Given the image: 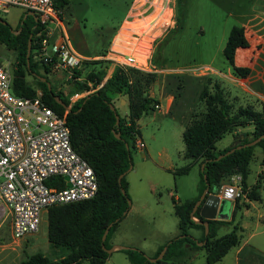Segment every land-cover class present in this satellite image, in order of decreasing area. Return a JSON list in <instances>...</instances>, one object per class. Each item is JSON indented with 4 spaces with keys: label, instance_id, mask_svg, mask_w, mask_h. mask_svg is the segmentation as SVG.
<instances>
[{
    "label": "rangeland",
    "instance_id": "rangeland-1",
    "mask_svg": "<svg viewBox=\"0 0 264 264\" xmlns=\"http://www.w3.org/2000/svg\"><path fill=\"white\" fill-rule=\"evenodd\" d=\"M142 1L144 0H67L59 10L62 25L56 20L49 21L46 25L52 32L60 34L64 27L76 51L86 55H99L92 59H108L112 50L128 52L124 44L119 46V41L125 33L134 31L137 32L134 33L135 37L140 39L146 40L155 36L151 51L153 54L175 26L176 16L182 17L178 29L157 51L163 66L156 68L151 60L150 70H139L133 74V79L135 76L142 79L144 94L150 92V95L158 100L159 108L148 110L137 120L139 137L145 147H135L131 150L132 168L125 175L130 208L117 230L119 237H125L131 243V246L127 247L144 251V255L151 260L155 258L152 252L161 243L179 234L178 219L173 212L174 202L170 193L175 194L181 202L198 195L199 192L198 164H194L187 174L177 178L174 177L173 170L189 162L184 157L182 133L185 126L205 108L201 99L203 88L207 87L212 91L214 83H218L234 108L251 105L260 109L264 100V0H182L180 4L177 0H171L174 23L163 33L158 24L153 27L145 25L150 21L153 25L156 12H152L153 8L147 9L148 3L143 5ZM156 3H159V0ZM26 13L19 6H9L0 10V17L15 28L22 17L26 18ZM233 26H238L248 41L247 47H236L233 51L234 64L249 68L245 77L234 73L229 59L223 54L229 31ZM160 32L161 34L157 35ZM132 41L136 42L135 39ZM139 44L143 46L144 41ZM138 50L141 52H137L138 57L144 58L145 51H141L139 47ZM15 58L16 51L0 44L1 61L11 63ZM145 74H154L155 77L150 80ZM49 78L57 89L69 93L70 85L64 73L52 72L49 73ZM120 96L114 95L112 98L120 116L124 117L127 106L123 104L128 103V100L125 95L122 96L124 101L121 104V101L118 102ZM167 101L170 102L168 109ZM251 130L252 125L225 134L216 143L217 149L237 144L245 137L246 132ZM263 158V147L256 145L246 181L247 191L259 184L262 200L254 202V209L248 213L239 209L234 216V224L241 227L238 231L240 236L245 239L254 233L251 242L255 245L260 243L262 246ZM235 180L231 177L222 186L238 187L237 192L243 207L247 197L242 193L238 179ZM231 215L233 216L232 213ZM232 229V224L223 225L219 235ZM193 232L194 230L190 233ZM108 244L110 245L109 240ZM36 252L52 258L62 257L66 253L65 249L53 247L48 242L45 214L42 215L39 230L25 235L20 240H15L11 235V217L7 215L0 220V264H19L26 256ZM258 256L264 260V253L258 252ZM224 261L216 264H225ZM104 264L130 262L124 249H116L109 254ZM189 264H206L205 249L197 250Z\"/></svg>",
    "mask_w": 264,
    "mask_h": 264
},
{
    "label": "trees",
    "instance_id": "trees-1",
    "mask_svg": "<svg viewBox=\"0 0 264 264\" xmlns=\"http://www.w3.org/2000/svg\"><path fill=\"white\" fill-rule=\"evenodd\" d=\"M67 0H56L55 7L61 10ZM182 0H177L180 4ZM28 12L25 10V13ZM181 16H176L175 26L169 31L164 42L155 49L151 56L156 68L163 66L158 59L157 51L181 24ZM0 19L4 20L0 17ZM22 21V22H21ZM48 26L33 16L21 18L15 28L9 23L0 21V44L16 51L15 61L11 62L12 91L19 96L41 100L59 114L65 113V107L59 104L54 96L57 95L70 110L66 113L67 125L70 130V140L73 149L85 159L94 170L98 180V190L89 199L56 204L48 207L47 240L56 248L65 249L66 253L59 258H52L36 252L26 256L19 264H104L109 253L106 248L111 246L108 240L118 223L130 208V196L127 191L125 175L131 164V150L135 148V134L139 135L137 120L148 110L156 109L158 100L142 90V79L133 74L139 72L136 68L115 66L107 77L111 64L109 59H86L74 68V74L68 79L69 93L57 89L49 78L50 65L37 57V49L41 40L46 36ZM20 29V30H19ZM19 32L17 33V31ZM31 36V52L27 64V43ZM248 41L238 26H233L228 34L223 54L236 75L245 77L249 68L236 66L233 51L236 47H247ZM36 58V59H35ZM142 71V70H141ZM152 80L154 74H145ZM40 77H45L42 80ZM77 78H80L77 79ZM147 79L145 80V82ZM47 82L51 84L48 89ZM82 98L71 103L70 96L74 93L88 91ZM126 96L128 100V114L116 123L113 96ZM201 99L205 108L189 122L182 133L184 142V157L189 159L185 165L173 170L174 177L187 174L194 164L200 167L199 195L192 200L173 197L174 212L178 218L179 234L162 245L153 257L166 247L161 259L151 261L144 253L132 247L124 249L130 264H187L197 250L205 249L206 264L219 261L233 246L239 242L238 224L223 235L218 236L220 226L231 224L235 213L242 207L240 194L234 200L233 217L230 220L210 219L209 230L205 234L204 226L193 219L204 220L199 215V207L192 215L196 200L209 183V192H218L224 182L234 175L240 176V189L249 200H260L259 184L247 191L246 181L250 173V163L254 158L256 145L263 147L264 138L254 145L235 148L226 154L232 146L217 149L216 143L227 133H233L238 128L252 125L253 130L246 132L245 137L236 145L248 143L264 135V100L260 109L251 105L233 107L226 98L223 89L214 83L213 90L204 87ZM128 117V119L126 118ZM119 133V137L116 134ZM235 145V146H236ZM234 147V146H233ZM220 154H224L217 159ZM264 161V158H263ZM203 165L202 169L201 166ZM120 174L123 177L118 180ZM60 186L64 187L62 177L57 178ZM123 189V191H122ZM111 224V225H110ZM110 225V226H109ZM108 228L105 240L104 231ZM191 228H200L203 234L194 238L190 234ZM199 242H202L199 244Z\"/></svg>",
    "mask_w": 264,
    "mask_h": 264
},
{
    "label": "built area",
    "instance_id": "built-area-1",
    "mask_svg": "<svg viewBox=\"0 0 264 264\" xmlns=\"http://www.w3.org/2000/svg\"><path fill=\"white\" fill-rule=\"evenodd\" d=\"M55 2L56 0H0V10L19 6L34 12L42 23L48 24L49 21L56 20L62 25ZM156 2L157 0L141 2L143 5L148 3L147 9L153 8L152 12H156L153 25L150 24L151 21L145 25L153 27L158 24L163 33L174 23L173 4L171 0ZM134 33L137 32L125 33L119 41V46L124 44L128 52L112 50L108 56L111 60L110 68L114 69L117 65L142 71L151 69L149 66L152 67L150 61L155 36L145 40L135 37ZM134 39L136 42L132 41ZM141 41H144L143 46L139 44ZM138 47L145 51L144 58L138 57L137 52L141 53ZM37 51V57L50 65L51 72H62L66 79H71L74 68L87 59L74 49L64 27L55 44L50 43L47 31ZM10 65L9 61L0 60V220L9 215L11 235L15 240H20L39 230L42 215L48 207L92 198L98 190V180L89 163L71 145L66 120L68 111L59 114L39 96L28 98L16 95L12 91ZM110 68L105 78L113 71ZM93 90L91 88L74 93L70 96L71 103ZM156 108H159V104ZM135 147H145L137 134ZM58 177L63 178L64 187L60 186ZM236 178L240 182L239 175L232 176V180ZM194 220L198 218L194 217Z\"/></svg>",
    "mask_w": 264,
    "mask_h": 264
},
{
    "label": "crops",
    "instance_id": "crops-1",
    "mask_svg": "<svg viewBox=\"0 0 264 264\" xmlns=\"http://www.w3.org/2000/svg\"><path fill=\"white\" fill-rule=\"evenodd\" d=\"M127 17V15H125ZM126 20V18H125ZM65 29V28H64ZM48 34H49V40H50V43L51 44H55L59 41L60 39V32H52L49 28H48ZM78 52V51H77ZM80 53V52H79ZM82 56H84L85 58L87 59H92V58H95L96 56H99V55H86V54H83V53H80ZM110 68V67H109ZM112 69V68H110ZM113 70V69H112ZM112 72V71H111ZM122 100L123 98L122 97H118V102L121 101V104H122ZM114 102V106H115V101ZM124 106H127V110H125L124 112V116H126L128 114V103L126 104H123ZM170 105V102H166V109H168ZM161 106V104H160ZM116 107V106H115ZM127 118V117H126ZM128 119V118H127ZM138 126V125H137ZM187 159V158H186ZM189 160V159H188ZM192 168V167H191ZM190 168V169H191ZM190 171V170H189ZM185 175V174H183ZM178 176H181V175H177L175 178H177ZM222 188V187H221ZM220 188V190H221ZM219 190V191H220ZM219 191L218 192H214L216 194H219ZM172 197L176 198V199H179L175 194H172V192L170 193ZM198 195H199V192H198ZM198 195H195L193 197H190V198H186L184 200H192L194 198H196ZM261 195V194H260ZM145 200H148L147 197H144ZM141 200V198H140ZM262 200V197L260 200H249L248 198H245V201H246V204L245 206L241 207L240 210L244 209V213H248L251 209H254V202L256 201H261ZM233 208H234V201H230V207H229V210H228V213H223L222 215H219L217 216L216 219H224V220H230L233 216L231 215L232 211H233ZM173 212H174V209H173ZM45 216H46V212H44ZM175 214V212H174ZM126 216V215H125ZM125 216L123 218H125ZM178 219V218H177ZM46 220H47V217H46ZM235 220V218H234ZM234 220L232 221V225H234ZM122 221V220H121ZM120 221V222H121ZM120 222L118 223L116 229L113 231V233L111 234L110 238H109V241H110V245L111 246H117V245H122V246H131L128 241L127 238H121L118 236V230L117 228L119 227V224ZM239 225V224H238ZM240 226V225H239ZM222 226L219 227L218 231H217V235H219V230ZM179 228V227H178ZM194 230L193 234H191L194 238H200L203 234V231L200 229V228H191L190 229V232ZM240 230H241V227H240ZM264 231V229H263ZM262 231V232H263ZM180 232V230H179ZM223 235V234H222ZM254 233H251L248 235V238H245L243 239L241 236H240V233H239V242L237 245L233 246L219 261H217L216 263H219V262H222L224 261L225 264H264V260L262 258H259L258 256V252L259 253H264V246H262L260 243H257L255 245V243L253 244L251 242V238L253 237ZM125 236V234H124ZM167 241L169 239H166ZM167 241H164V243H161V245H159L153 252L152 254H155L157 252V250L160 248V246H162L163 244H165ZM264 242V240L262 241ZM117 248H114V250H116ZM113 250V251H114ZM112 251V252H113ZM256 251V252H255ZM144 252V251H143ZM148 254V253H147ZM196 255V253L194 254V256ZM229 255V256H228ZM149 256H152V255H149ZM194 256L188 261L187 264H189L190 261L193 260ZM227 257V258H226ZM214 263V264H216Z\"/></svg>",
    "mask_w": 264,
    "mask_h": 264
},
{
    "label": "water",
    "instance_id": "water-1",
    "mask_svg": "<svg viewBox=\"0 0 264 264\" xmlns=\"http://www.w3.org/2000/svg\"><path fill=\"white\" fill-rule=\"evenodd\" d=\"M30 15L33 16L35 18V20H38V16L32 12V11H28L25 16ZM0 21L4 24H6L7 22L0 19ZM20 30V29H19ZM19 30L17 31V33L19 32ZM31 52V36L28 40L27 43V64H29V55ZM42 80H46L45 77H40ZM47 86L48 89L51 90V84L50 82H47ZM55 100L61 104L62 106L65 107V109L67 111L70 110V106H66L64 104V102L60 99L59 96L55 95L54 96ZM124 101V100H122ZM110 107L112 110H114L115 116H116V123H119V115L117 114L116 110H115V106L113 104H110ZM128 118V117H127ZM117 137H119V133L116 134ZM262 138H264V135L248 142V143H244V144H239V145H233L232 148L230 150H228L226 152V154L232 152L235 150V148H241V147H245V146H250V145H254L256 144L258 141H260ZM224 154H220L217 159L221 158ZM203 165L201 166L202 169ZM132 166H130L129 170H131ZM128 170V171H129ZM124 174H120L118 177V180L120 181V179L123 177ZM66 180H68V177L65 176L64 177ZM70 183L68 182V185ZM123 191V189H122ZM236 194H237V188L235 186L232 185H223L221 190L219 191V194L213 193V192H209V183L206 182V187L204 188V190L202 191V193L200 194L199 198L196 200L195 205L193 207V210L191 212V214L193 215L195 210L199 207V215L204 219V220H196L199 221L200 224H202L204 226V230H205V234L208 233L209 230V226H208V220L210 219H216L217 216L222 215L223 213H228L229 207H230V201L233 199L235 200L236 198ZM181 202H179L180 204ZM194 219V217H193ZM111 225V224H110ZM109 225V226H110ZM108 233V228L104 231L103 235H102V240L104 241L106 238V235ZM202 242H199V244H201ZM114 248L117 249H126L128 248L127 246H122V245H117V246H111L110 248H106L107 252L110 254ZM166 247H164L160 253L158 254L157 257L152 258L151 261H156L158 259H161L165 253Z\"/></svg>",
    "mask_w": 264,
    "mask_h": 264
}]
</instances>
